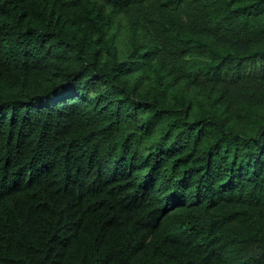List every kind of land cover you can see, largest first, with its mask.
Masks as SVG:
<instances>
[{"label":"trees","instance_id":"obj_1","mask_svg":"<svg viewBox=\"0 0 264 264\" xmlns=\"http://www.w3.org/2000/svg\"><path fill=\"white\" fill-rule=\"evenodd\" d=\"M0 264H264V0H0Z\"/></svg>","mask_w":264,"mask_h":264}]
</instances>
